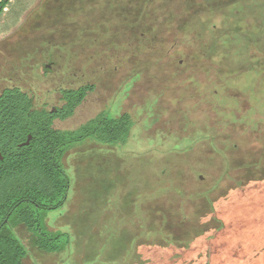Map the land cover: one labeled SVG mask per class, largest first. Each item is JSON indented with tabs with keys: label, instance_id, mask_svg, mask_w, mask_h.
<instances>
[{
	"label": "rangeland",
	"instance_id": "374dc122",
	"mask_svg": "<svg viewBox=\"0 0 264 264\" xmlns=\"http://www.w3.org/2000/svg\"><path fill=\"white\" fill-rule=\"evenodd\" d=\"M221 1L2 5L0 45L39 47L41 65L50 46L64 50L52 73L40 67V110L79 86L59 67L95 86L54 129L101 112L129 123L123 144L86 140L55 157L70 184L46 224L69 245L39 251L19 225L23 264H264V0Z\"/></svg>",
	"mask_w": 264,
	"mask_h": 264
},
{
	"label": "trees",
	"instance_id": "16d2710c",
	"mask_svg": "<svg viewBox=\"0 0 264 264\" xmlns=\"http://www.w3.org/2000/svg\"><path fill=\"white\" fill-rule=\"evenodd\" d=\"M213 42L219 43L221 40ZM94 89L92 84L61 90L63 104L55 112L44 109L32 111L30 100L15 90L6 91L0 97V151L4 155V160L0 161V215H3L0 220V264H22L28 256L21 240L10 227H6L8 216L13 225L22 223L25 226L32 245L39 251L58 253L69 245L68 233L49 231L46 224L47 214L60 210L65 204L64 194L70 184L63 170V162L57 161L56 156L63 158L68 150L86 140L102 145L124 143L123 135L129 131L126 113H106L103 118L101 112L75 130L53 128L54 120L71 117ZM28 135H31L29 145L18 148L17 144L26 141ZM19 193H38L53 204L42 206L36 201L29 202L27 198L12 204L13 196ZM56 194L63 197L58 198ZM23 204L25 206L20 208Z\"/></svg>",
	"mask_w": 264,
	"mask_h": 264
},
{
	"label": "flooded vegetation",
	"instance_id": "af4514ba",
	"mask_svg": "<svg viewBox=\"0 0 264 264\" xmlns=\"http://www.w3.org/2000/svg\"><path fill=\"white\" fill-rule=\"evenodd\" d=\"M7 2L8 0H0V13L3 10L2 5H5ZM8 48L9 47H4L3 45H0V97L6 91L9 90L18 91L21 94L25 95L27 99L30 100L31 110L38 112L40 110L37 103L38 84L41 73L40 67H42V69L43 68L45 69L42 72L43 76L52 73V71L55 69L57 65V61L54 60L53 58L55 54V50L58 49V50H62L63 52L64 50L62 49V47L50 46L48 55L44 61L46 63L41 65L40 56H39L40 54L39 47L31 48L24 46H16V47H10V49L7 50ZM8 54H12L13 56L12 57L10 56L11 58H8ZM58 72H59L58 76L61 77L62 80L64 79L63 80L64 85H79V86L92 85L89 84L88 82L85 83L78 81L72 82V75L69 76V71L67 67H65L64 69L59 67ZM66 90H71V89H66ZM55 111L56 110L54 109V111L52 112ZM24 142L25 141L18 143L17 146ZM18 148H22V147H18ZM0 154L3 157V159L0 161H3L4 155L2 151H0ZM5 222L8 223L6 227H10L12 233L19 239V237L15 233V228L19 225H22V223H17L13 225L10 216H8Z\"/></svg>",
	"mask_w": 264,
	"mask_h": 264
},
{
	"label": "water",
	"instance_id": "95a60500",
	"mask_svg": "<svg viewBox=\"0 0 264 264\" xmlns=\"http://www.w3.org/2000/svg\"><path fill=\"white\" fill-rule=\"evenodd\" d=\"M52 111H54V109H53ZM52 111H51V112H52ZM30 139H31V136L28 135L27 140H26L24 143L19 144L18 147H23V146H27V145H29ZM2 159H3V157H2V155L0 154V160H2Z\"/></svg>",
	"mask_w": 264,
	"mask_h": 264
}]
</instances>
